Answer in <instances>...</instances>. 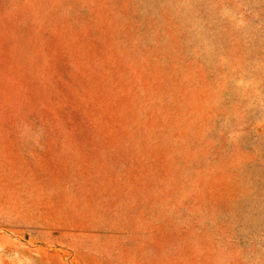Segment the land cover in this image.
<instances>
[{
    "label": "rangeland",
    "instance_id": "obj_1",
    "mask_svg": "<svg viewBox=\"0 0 264 264\" xmlns=\"http://www.w3.org/2000/svg\"><path fill=\"white\" fill-rule=\"evenodd\" d=\"M0 264H264V0H0Z\"/></svg>",
    "mask_w": 264,
    "mask_h": 264
}]
</instances>
